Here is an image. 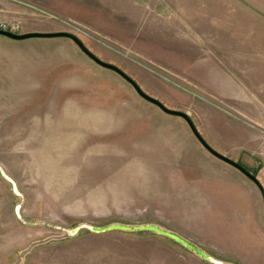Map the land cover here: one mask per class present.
Returning a JSON list of instances; mask_svg holds the SVG:
<instances>
[{
    "label": "rangeland",
    "instance_id": "374dc122",
    "mask_svg": "<svg viewBox=\"0 0 264 264\" xmlns=\"http://www.w3.org/2000/svg\"><path fill=\"white\" fill-rule=\"evenodd\" d=\"M211 1L0 0V21L76 34L264 187V74L201 31ZM0 264H264L263 195L70 38L0 35Z\"/></svg>",
    "mask_w": 264,
    "mask_h": 264
},
{
    "label": "crops",
    "instance_id": "0c3cea01",
    "mask_svg": "<svg viewBox=\"0 0 264 264\" xmlns=\"http://www.w3.org/2000/svg\"><path fill=\"white\" fill-rule=\"evenodd\" d=\"M211 2H213L212 5L207 4L211 5L209 8H202V16L208 17V20H204L207 28L204 27L201 31L208 32L212 30L213 33H216L214 37L219 43L225 38L224 42L219 44V47L245 49L246 60H250L249 63L259 65L257 70L246 67L245 71L252 70L247 71V73L254 71L258 74H264V0H213ZM240 5L242 7H239ZM222 15L226 16V20L217 19V16ZM220 33L223 35H220ZM201 39L204 40L205 37L203 36ZM253 49L255 50L253 51ZM259 49L262 50L259 51ZM251 81L252 83L247 85V88L251 91V97L250 99L245 98V105L251 108L253 106L264 107V91H258V87L264 85V75H255L254 78L251 77ZM228 98L231 99V97ZM238 99L240 98L238 97ZM248 116L255 119L251 115Z\"/></svg>",
    "mask_w": 264,
    "mask_h": 264
},
{
    "label": "water",
    "instance_id": "95a60500",
    "mask_svg": "<svg viewBox=\"0 0 264 264\" xmlns=\"http://www.w3.org/2000/svg\"><path fill=\"white\" fill-rule=\"evenodd\" d=\"M0 35L7 36L9 38L15 39V40H24L28 38H51V37H66L73 40L80 49L88 55L92 60H94L97 64L101 65L102 67L112 70L119 74L121 77H123L126 81H128L138 92L139 95H141L144 99L147 101L153 103L154 105L158 106L162 111H164L167 114L179 116L186 120L188 125L190 126L192 132L197 137V139L201 142V144L214 156L217 158L223 160L224 162L236 167L239 169L244 175H246L249 179H251L260 189L263 199H264V187L258 177L251 173L248 169H246L243 165L237 163L236 161L230 159L224 154L219 153L214 148H212L209 143L204 139V137L201 135L199 130L197 129L193 119L190 117V115L186 112L176 110V109H170L167 106H165L160 100L157 98L147 94L142 90L140 85L132 78L130 77L125 71H123L120 67H118L115 64L106 62L102 59H100L97 55H95L86 45L85 43L74 33L67 32V31H59V32H27V33H15L11 31H6L0 29Z\"/></svg>",
    "mask_w": 264,
    "mask_h": 264
},
{
    "label": "built area",
    "instance_id": "2783aa9c",
    "mask_svg": "<svg viewBox=\"0 0 264 264\" xmlns=\"http://www.w3.org/2000/svg\"><path fill=\"white\" fill-rule=\"evenodd\" d=\"M0 29L16 33L19 30V25L7 21H0Z\"/></svg>",
    "mask_w": 264,
    "mask_h": 264
},
{
    "label": "trees",
    "instance_id": "16d2710c",
    "mask_svg": "<svg viewBox=\"0 0 264 264\" xmlns=\"http://www.w3.org/2000/svg\"><path fill=\"white\" fill-rule=\"evenodd\" d=\"M246 169H248L251 173H253V174H256V171H252V170H250L249 168H247L246 166H244Z\"/></svg>",
    "mask_w": 264,
    "mask_h": 264
}]
</instances>
